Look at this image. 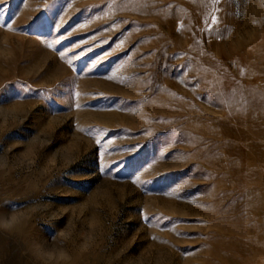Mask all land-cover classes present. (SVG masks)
I'll list each match as a JSON object with an SVG mask.
<instances>
[{"label": "rangeland", "instance_id": "1", "mask_svg": "<svg viewBox=\"0 0 264 264\" xmlns=\"http://www.w3.org/2000/svg\"><path fill=\"white\" fill-rule=\"evenodd\" d=\"M0 264H264V0H0Z\"/></svg>", "mask_w": 264, "mask_h": 264}, {"label": "snow or ice", "instance_id": "2", "mask_svg": "<svg viewBox=\"0 0 264 264\" xmlns=\"http://www.w3.org/2000/svg\"><path fill=\"white\" fill-rule=\"evenodd\" d=\"M215 2H216V3H219V0H215ZM217 11H219V9H217ZM212 22H213L214 24L219 23V18H218L217 16L213 15V16H212ZM9 27H11V25H9Z\"/></svg>", "mask_w": 264, "mask_h": 264}]
</instances>
